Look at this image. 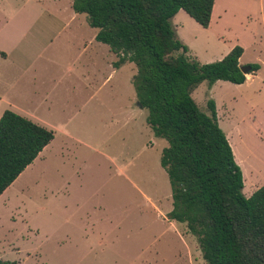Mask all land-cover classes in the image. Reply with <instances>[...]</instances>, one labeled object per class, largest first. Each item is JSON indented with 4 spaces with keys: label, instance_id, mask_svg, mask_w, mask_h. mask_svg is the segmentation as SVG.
<instances>
[{
    "label": "rangeland",
    "instance_id": "374dc122",
    "mask_svg": "<svg viewBox=\"0 0 264 264\" xmlns=\"http://www.w3.org/2000/svg\"><path fill=\"white\" fill-rule=\"evenodd\" d=\"M217 2L223 18L207 29L184 11L171 20L178 39L189 48L186 56L214 63L241 46L243 66L258 64L260 70H248L253 76L246 85L203 82L192 97L208 115L209 101L215 102L220 127L226 135L234 132L228 140L238 157L255 154L264 162V0ZM65 4L66 0H0V46L13 34L10 26L29 25L41 10L55 13ZM132 69L137 72L128 67L101 88L105 110H97L96 100L89 96L81 110L70 112L68 130L77 140L57 138L46 159L28 167L0 197V260L206 264L197 238L185 224L169 219L172 186L161 164L169 144L155 136L147 123L149 111L136 101L134 77L128 82ZM56 99L55 106H62V95ZM225 104L233 106L227 110ZM250 191L249 185L244 194Z\"/></svg>",
    "mask_w": 264,
    "mask_h": 264
},
{
    "label": "trees",
    "instance_id": "16d2710c",
    "mask_svg": "<svg viewBox=\"0 0 264 264\" xmlns=\"http://www.w3.org/2000/svg\"><path fill=\"white\" fill-rule=\"evenodd\" d=\"M98 29L97 41L119 60L137 67V99L149 111L147 123L166 139L161 164L172 186L169 219L185 224L197 238L206 264H264V186L251 197L233 149L219 125L216 104L210 115L192 97L203 82L242 85L241 46L221 61L190 60L171 20L181 11L210 26L216 0H72ZM177 52H182L177 54ZM258 64L251 65L252 72ZM55 131L14 112L0 119V197L54 140ZM0 264H17L2 261Z\"/></svg>",
    "mask_w": 264,
    "mask_h": 264
},
{
    "label": "crops",
    "instance_id": "0c3cea01",
    "mask_svg": "<svg viewBox=\"0 0 264 264\" xmlns=\"http://www.w3.org/2000/svg\"><path fill=\"white\" fill-rule=\"evenodd\" d=\"M72 4V0H66L59 12L44 13L41 10L39 17L29 25L10 26L9 31L13 34L3 42L5 45L0 46V119L6 111H11L56 133L54 140L34 163L46 159L47 152L57 138L77 140L75 134L68 130L70 112L81 110V103L86 97L96 100L97 110H105V92L101 88L127 71L128 67L137 69L130 62L116 67L119 57L108 45L97 41L98 29L89 25L88 20L83 17L85 14L76 13ZM217 8L218 2L215 1L212 25L223 18ZM60 11L67 16L64 17ZM13 29L18 30L12 32ZM233 48L222 54L220 60ZM244 64L241 57L240 66ZM129 73L128 82L132 83L131 78L137 72L132 69ZM246 76L245 85L253 74ZM219 82L221 81L214 86ZM58 94L62 95V106L56 107ZM225 106L228 110L233 105ZM233 135L234 132L230 130L226 136L233 138ZM234 151L236 153L235 148ZM236 156L244 172V190L251 186L249 195L245 196L251 197L264 186V162L255 154H249L251 158L248 155L238 157V153Z\"/></svg>",
    "mask_w": 264,
    "mask_h": 264
},
{
    "label": "water",
    "instance_id": "95a60500",
    "mask_svg": "<svg viewBox=\"0 0 264 264\" xmlns=\"http://www.w3.org/2000/svg\"><path fill=\"white\" fill-rule=\"evenodd\" d=\"M251 69V67H244V66H241V71L244 73V74H248L247 72H248V70H250ZM140 105V107L142 108V105L141 104H139Z\"/></svg>",
    "mask_w": 264,
    "mask_h": 264
}]
</instances>
